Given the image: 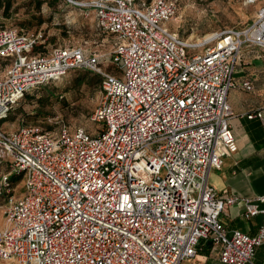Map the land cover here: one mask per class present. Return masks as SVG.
Returning <instances> with one entry per match:
<instances>
[{
    "label": "built area",
    "instance_id": "obj_1",
    "mask_svg": "<svg viewBox=\"0 0 264 264\" xmlns=\"http://www.w3.org/2000/svg\"><path fill=\"white\" fill-rule=\"evenodd\" d=\"M70 1L94 10L98 28L116 37L111 59L119 70L107 71L82 47L34 52L46 38L7 25L0 14V120L26 92L73 69L103 77L97 133L63 127L54 135L34 126L8 132L0 125V164L7 167L0 173L7 221L0 260L189 264L210 240L222 263L255 264L264 227L254 236L229 234L221 215L238 202L246 218L264 213V194L222 196L209 176L238 148L228 94L254 88L234 73L246 46L261 47L264 56V5L249 27L196 42L167 26L180 0ZM247 117L264 123V107ZM14 175L22 177L20 193Z\"/></svg>",
    "mask_w": 264,
    "mask_h": 264
},
{
    "label": "rangeland",
    "instance_id": "obj_2",
    "mask_svg": "<svg viewBox=\"0 0 264 264\" xmlns=\"http://www.w3.org/2000/svg\"><path fill=\"white\" fill-rule=\"evenodd\" d=\"M11 1L13 6L7 25L25 26L32 32L41 33L49 50L56 46L82 47L87 56L96 55L104 69L112 65L115 68L111 55L116 37L98 28L94 10L84 11L70 0ZM137 1L148 4L152 0ZM263 5V1L253 4L246 0H180L179 15L168 21L167 26L177 30L181 37L190 39L193 36L196 41V38H203L214 31L249 27L258 19ZM4 72V69L0 71L1 74ZM74 77L75 71H70L54 83L30 90L32 97L22 98L9 117L1 121L2 128L16 132L23 126H34L56 135L67 127L72 132L83 128L91 134L97 133L102 124L93 116L102 99L101 91L94 94L87 85H75ZM49 92L54 96L48 97ZM38 99L48 100L46 106L38 103ZM6 169L0 164V173ZM17 186V193L24 191L22 181ZM0 226H3L1 216ZM0 264L18 262L0 260Z\"/></svg>",
    "mask_w": 264,
    "mask_h": 264
},
{
    "label": "crops",
    "instance_id": "obj_3",
    "mask_svg": "<svg viewBox=\"0 0 264 264\" xmlns=\"http://www.w3.org/2000/svg\"><path fill=\"white\" fill-rule=\"evenodd\" d=\"M234 77L237 82L251 81L254 88L229 91L228 102L234 112L230 123L238 148L224 157L220 168L211 171L209 181L222 196L254 198L264 194V123L258 118L249 119L247 113L264 107V56L261 47L251 45L242 50ZM5 207L6 199L0 196V216L3 219L0 230L7 226ZM260 207L264 208V203ZM244 211V202L225 207L221 220L229 234L239 230L254 236L264 227V213L246 218ZM254 263L264 264V243L256 247ZM189 264L224 263L220 260L219 247L210 240H202Z\"/></svg>",
    "mask_w": 264,
    "mask_h": 264
},
{
    "label": "trees",
    "instance_id": "obj_4",
    "mask_svg": "<svg viewBox=\"0 0 264 264\" xmlns=\"http://www.w3.org/2000/svg\"><path fill=\"white\" fill-rule=\"evenodd\" d=\"M38 4L39 5H41V1H39L38 2ZM12 6H13V4H12V1L11 0H0V14H2L5 18H10L11 17V15H10V11H11V8H12ZM33 51L34 52H39V53H48L49 52V48L46 46V45H43V44H39V45H37V46H35L34 47V49H33ZM113 66V65H112ZM110 67V66H108L107 68H106V70L107 71H113V72H116V71H118L119 70V68L116 66V64H115V68L114 67ZM71 71H75V77H74V83H75V85H77V86H82V85H87L90 89H92V91L94 92V94H95V92H97V91H99V90H101V84H102V81H103V77H102V75H100L99 73H97V72H95V71H93V70H91V69H87V68H77V69H73V70H71ZM70 72V71H69ZM68 72V73H69ZM67 73V74H68ZM66 74V75H67ZM64 77V76H63ZM62 77V78H63ZM61 78V79H62ZM60 80V79H59ZM56 81H58V80H56ZM56 81H51V82H49V83H47V84H45V85H41V86H39V87H37V88H40V87H42V86H47V85H49V84H51V83H54V82H56ZM25 96H27V97H30L31 95L29 94V92H26L25 94H24V96H23V98L25 97ZM48 97H53L54 95L52 94V93H50L49 92V94L47 95ZM32 97V96H31ZM41 98H44V97H41ZM22 100V99H21ZM20 100V101H21ZM50 100V99H49ZM19 101V102H20ZM18 102V103H19ZM47 102H48V100H47ZM47 102L46 101H42V99H38V103H40L42 106H46V104H47ZM17 103V104H18ZM16 104V105H17ZM40 104H39V107H40ZM15 105V106H16ZM15 106L12 108V110H11V112L13 111V109L15 108ZM10 112V113H11ZM10 115V114H9ZM9 117V116H8ZM7 117V118H8ZM6 118V119H7ZM6 119H2V120H0V123H1V121H4V120H6ZM21 176H13L12 177V180H13V182L15 183V184H17V183H19L20 181H21ZM213 243V242H212ZM211 244V243H210Z\"/></svg>",
    "mask_w": 264,
    "mask_h": 264
},
{
    "label": "bare ground",
    "instance_id": "obj_5",
    "mask_svg": "<svg viewBox=\"0 0 264 264\" xmlns=\"http://www.w3.org/2000/svg\"><path fill=\"white\" fill-rule=\"evenodd\" d=\"M263 27H264V23H263ZM211 36V34H207L205 35L206 39H209ZM190 39H193V36L190 37ZM203 38H196V42H202Z\"/></svg>",
    "mask_w": 264,
    "mask_h": 264
}]
</instances>
